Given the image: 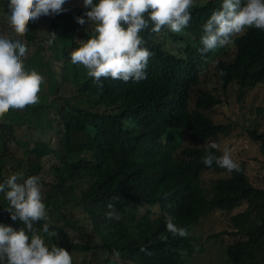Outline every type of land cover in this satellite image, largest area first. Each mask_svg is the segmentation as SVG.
I'll list each match as a JSON object with an SVG mask.
<instances>
[{
	"label": "trees",
	"instance_id": "obj_1",
	"mask_svg": "<svg viewBox=\"0 0 264 264\" xmlns=\"http://www.w3.org/2000/svg\"><path fill=\"white\" fill-rule=\"evenodd\" d=\"M216 1L193 8L182 33L169 31V38L164 39L152 34L149 47L155 53V64L148 79L136 85H115L110 78H102L104 88L100 89L86 68L71 62V52L95 34L94 23L76 21L88 10L83 0H67L66 12L41 16L28 24L24 36L13 38L28 45L25 67L41 73L44 83L38 104L27 106L24 114L10 110L0 122V183L20 173L24 179L39 176L43 185L44 178L52 176L61 195L50 200L52 222L46 223L57 233L55 245L79 259L73 264H176L183 254L196 253L199 246L188 236L168 232L167 215L187 229L208 213L233 214L243 206L245 210L233 215L232 221L237 225L242 220L244 240L227 247L222 257L231 264H264V179L249 177L239 162L241 172L211 180L209 189L202 178L211 169L216 174L227 171L215 163L207 167L202 160L209 151L208 142L229 132L227 125L213 121L227 117L217 109L227 102V95L187 92L190 84H185L180 99L172 95L164 103L167 88L155 83L160 71L173 69L188 75L204 65L205 56L211 53L200 51L202 25ZM8 15L9 0H0V27H11ZM41 32L46 34L37 37ZM53 32L57 37L48 44ZM239 35L234 61L225 60L219 70L226 83L225 72L237 65L225 87L237 86L236 96L241 98L245 90L264 83V30L246 28ZM25 126L37 137L22 144L16 133ZM41 134H55L58 146L49 138L40 139ZM249 136L264 156V132L252 130ZM14 143L23 150L13 151ZM211 151L223 152L219 148ZM49 157L51 165H44ZM116 196L118 201L113 199ZM109 203L121 219L105 223ZM12 211L0 193V224L17 230L25 227L11 220ZM44 223L34 227L42 231ZM108 243L107 252L104 246Z\"/></svg>",
	"mask_w": 264,
	"mask_h": 264
},
{
	"label": "clouds",
	"instance_id": "obj_2",
	"mask_svg": "<svg viewBox=\"0 0 264 264\" xmlns=\"http://www.w3.org/2000/svg\"><path fill=\"white\" fill-rule=\"evenodd\" d=\"M210 1L212 0H83V8L88 10L83 16L77 17L76 21L80 25L94 23L95 34L80 42L81 46L71 52V62L86 68L88 76L94 78L100 89L104 88L102 78H110L113 80L112 84L121 86L144 83L155 64V53L149 47L153 43L152 34L164 39L169 38V31L182 33L192 19L191 10ZM66 3L67 0H9L8 20L11 27L6 29L7 37L2 31L3 35H0V118H3L0 122L6 119V113L10 110L24 114L29 110L26 109L27 106L38 104V94L44 83L41 73L25 67L28 45L13 38L24 36L28 31V24L41 16H56L66 12ZM210 10V17L202 25L203 47L200 51L202 54H211L205 56L204 65L198 66L192 74L179 75L173 69L160 71L155 77V83L161 88H167L166 98L162 102H169L172 95L180 99V88L185 84H190L187 92L200 90L211 96L227 95V102L224 104L229 101L235 104V100L239 101L244 97L236 96L237 86L225 87L237 65L225 72L228 76L226 83L221 80L219 68L225 60L234 61L235 42L241 37V32L253 27L264 30V0H217ZM84 17H87V21ZM165 27L167 29L161 30ZM49 36L47 43L52 44L57 36L54 32L49 33ZM231 47L234 49L232 58L228 55ZM208 72L210 76L207 75ZM254 89H258V86ZM248 90L251 89L245 90L244 94ZM213 121L227 125L229 129L234 125V120L228 115L217 117ZM21 129L28 131L26 126L21 127L16 135ZM19 141L22 144L27 142L21 139ZM208 143L209 151L202 157L205 166L211 167L215 163L219 168L227 170L224 172L242 171L241 165L235 161L238 155H235L234 160L230 148H225L222 154L216 155L211 149H217L218 145L215 141ZM44 165L49 166L51 163ZM208 171L213 172L212 169ZM0 193L4 194L10 208L14 209L10 212L11 220H18L25 226L17 230L0 224V264H73V261L79 260L73 259L66 249L55 245L54 237L57 233L53 229L49 230L46 223L52 222L50 200L61 195L59 185L52 181L50 174L44 178L43 185L39 176L24 179L20 173L10 175L0 183ZM113 199L118 201L120 197ZM107 207L110 209L107 213L109 219H121L112 203ZM245 208L243 206L233 214L220 211L228 218L229 226L222 232L210 234L209 238L227 237L230 239L228 248L243 241L245 229L242 220L239 219L235 225L232 218ZM209 214L211 213L207 215ZM38 222H45L42 231L34 227ZM166 229L173 236H188V230L178 227L175 217L171 215L166 216ZM225 232L228 234H224ZM192 243L199 246L197 252L193 255L183 254L176 264H191L190 260L195 254L205 252L202 245ZM108 246L109 243L104 246L107 252ZM115 255L119 257L118 252ZM224 261L231 264L228 258H224Z\"/></svg>",
	"mask_w": 264,
	"mask_h": 264
},
{
	"label": "rangeland",
	"instance_id": "obj_3",
	"mask_svg": "<svg viewBox=\"0 0 264 264\" xmlns=\"http://www.w3.org/2000/svg\"><path fill=\"white\" fill-rule=\"evenodd\" d=\"M204 2L206 0H199ZM7 26L3 25L0 30L6 32ZM46 32H41L37 37L42 38ZM15 36V34H13ZM229 57L234 56V49H229ZM210 76V72L207 74ZM217 109L226 113L231 119L234 120V125L229 129V132L223 136H220L215 143L218 148L223 151L225 148L232 150V157L235 160V155H238L239 162L243 165L246 174L252 179L263 180L264 179V156L260 151V145L251 140L249 131L258 130L260 133L264 132V85L258 89H251L245 92L242 104L238 103V100L229 101L228 103L218 106ZM242 110L244 113H242ZM18 138L23 142L26 140H32L37 137L35 131L32 133L26 132L24 129L19 130ZM41 139H45L46 136L41 134ZM49 139L53 146H58V138L55 134H50ZM35 144V143H31ZM22 145L17 143L13 144V151H22ZM37 148H39L37 146ZM52 158L49 157L44 160V163L50 164ZM228 172H222L219 174L213 172H205L203 175L205 188L209 189V183L213 179L226 177ZM107 215V214H106ZM104 215L105 223L109 222L108 216ZM229 226V220L220 211H214L206 217L202 218L198 223L191 225L187 228L188 236L196 244H200L204 247L205 252L203 254H195L191 260V264H227L222 253L230 243V239L227 237H219L217 239L209 238L212 233H219L226 230Z\"/></svg>",
	"mask_w": 264,
	"mask_h": 264
}]
</instances>
